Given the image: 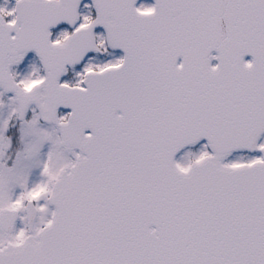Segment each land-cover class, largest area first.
Masks as SVG:
<instances>
[{
	"label": "snow or ice",
	"instance_id": "obj_1",
	"mask_svg": "<svg viewBox=\"0 0 264 264\" xmlns=\"http://www.w3.org/2000/svg\"><path fill=\"white\" fill-rule=\"evenodd\" d=\"M0 264H264V0H3Z\"/></svg>",
	"mask_w": 264,
	"mask_h": 264
},
{
	"label": "rangeland",
	"instance_id": "obj_2",
	"mask_svg": "<svg viewBox=\"0 0 264 264\" xmlns=\"http://www.w3.org/2000/svg\"><path fill=\"white\" fill-rule=\"evenodd\" d=\"M13 2H14V0H11V1L9 0V6H12ZM2 3H3V1H2Z\"/></svg>",
	"mask_w": 264,
	"mask_h": 264
}]
</instances>
